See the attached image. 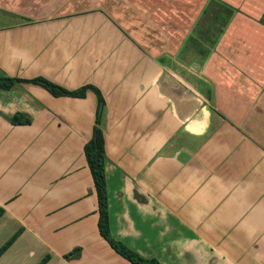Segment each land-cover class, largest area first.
Instances as JSON below:
<instances>
[{"label":"crops","instance_id":"1","mask_svg":"<svg viewBox=\"0 0 264 264\" xmlns=\"http://www.w3.org/2000/svg\"><path fill=\"white\" fill-rule=\"evenodd\" d=\"M0 14V77L22 81L0 88V247L16 236L0 264H130L97 228L83 152L97 96L54 97L37 77L104 100L113 239L160 264H264V84L252 38L229 32L249 25L263 52L264 0H0Z\"/></svg>","mask_w":264,"mask_h":264},{"label":"trees","instance_id":"2","mask_svg":"<svg viewBox=\"0 0 264 264\" xmlns=\"http://www.w3.org/2000/svg\"><path fill=\"white\" fill-rule=\"evenodd\" d=\"M19 79H13L8 77H0V88L9 89L13 85L21 83ZM30 83L36 84L47 90L54 97L69 96L74 98H83L87 90H92L95 92L98 100L95 126L93 127V132L91 139L86 142L83 148L84 157L93 181V187L97 198V228L101 237L108 243V245L121 256L123 259L128 261L130 264H160L155 259L144 258L138 253L132 251L126 247L123 243L113 239L109 230V214H108V200H107V187H106V176H105V141L103 130L100 127L102 116L104 112V100L99 93V91L90 86L86 85L74 91H69L63 87L45 79L42 77L34 78L29 81ZM12 124L15 125H26L29 124V120L24 118L22 115H15L11 120ZM1 214V210H0ZM16 236L10 238L4 245L0 247V256L8 249L11 243L15 240ZM79 256V251L75 250L66 256L70 259ZM71 258V259H72ZM46 259H43L39 264H45Z\"/></svg>","mask_w":264,"mask_h":264},{"label":"rangeland","instance_id":"3","mask_svg":"<svg viewBox=\"0 0 264 264\" xmlns=\"http://www.w3.org/2000/svg\"><path fill=\"white\" fill-rule=\"evenodd\" d=\"M4 19L5 18H3V16L0 14V24L1 23H6V21ZM216 22L219 23V20H216ZM237 26H235V27H233V28L230 29V31H229L230 32V35H233L235 33V31H237L235 33V35H237V37H240V38H252L251 39V42L250 43L248 42V44L246 45L247 48L252 49V60L251 61H248V62H245V64H249L250 65L249 68H250V71L251 72L252 71H255V70H258L257 74L259 76V80H257L258 78L257 79L255 78V80L258 83H260V84L261 83L264 84V51L263 52L257 51V48L252 43V40L254 38V34H253L252 30L249 28V25H247V24H241L240 27H237ZM211 31H213V30L211 29ZM198 32H199V36L204 35V37L207 36V33H208V32L202 31L200 28H198ZM214 35L215 36L218 35V33H217L216 30H214ZM229 37H232V36H229ZM207 38H212V36H210V34H209L207 36ZM259 38H264V36L262 35ZM260 48H263L264 49V44H262ZM231 75H233V74H231ZM226 79L229 80L228 86H230V87H237L239 84H236L235 83L236 81L246 80V79H248V77L242 78L241 76H239V75L237 76L235 74V75L230 76L229 78H226ZM249 79H251V78H249Z\"/></svg>","mask_w":264,"mask_h":264}]
</instances>
